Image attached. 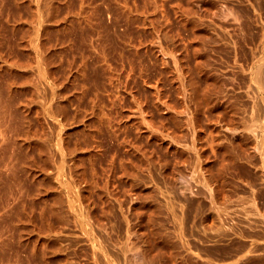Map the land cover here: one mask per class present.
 I'll use <instances>...</instances> for the list:
<instances>
[{
    "label": "rangeland",
    "instance_id": "1",
    "mask_svg": "<svg viewBox=\"0 0 264 264\" xmlns=\"http://www.w3.org/2000/svg\"><path fill=\"white\" fill-rule=\"evenodd\" d=\"M19 1L0 0V47H2L0 51H3L0 53L5 55V58L2 59L3 55L0 54V64L8 60L9 63L15 62L17 64L13 67V70L17 68L19 71L9 69L8 63H4L5 65L0 66V83L2 84L5 79L7 81L4 80V83L9 85L14 81L17 72L23 73L24 67L25 71L26 68L33 69L34 66L33 68L30 67V65L32 66L31 62L39 60L44 62L45 59L47 62L49 61V70L53 71H50V74H53L52 76L56 75L57 79L64 70L61 75L66 74V76H63V78L60 76L59 80L66 79L72 71L77 76H82L84 73L83 78H79V76L77 77L72 73L70 76L72 80H65V82L68 85L74 80L76 86L85 87L86 89L76 88L75 85H72L73 82L70 83L71 85L69 84V87L65 84L64 87L66 88L62 85L57 88L60 90V87H62L63 90H60V92L64 100L58 94L55 101L57 103L65 101L69 106V114H72L71 116L68 114L69 119L67 117L58 122L56 119L37 113L38 107L36 104L32 106L33 110L27 111V107L23 103H25V98L28 95L25 88L29 90V84L25 82V76H21V73L18 75L20 76L19 80L23 79V89L25 91L17 90L18 94L13 93V105L12 108L9 107L8 109L11 112H16L17 115L14 112L8 113V110V112H5L8 115H3V122L6 121L7 123L5 125L7 126L8 137L12 142L16 139V141L20 140L22 143V125L25 124L24 121H27L28 124L25 125L29 126L31 124L30 127L26 126L28 130L34 128L33 130L40 129L41 135L47 133L46 139H44L46 134L41 138H43V143L45 140L44 146L49 148L41 151L37 146H34L37 144H33L34 142L33 145L31 144L32 146L28 147V140H25L26 136L24 135V131L27 129H23L24 148L20 150L22 161H17L16 170L20 174L18 175L17 172V175L14 176L9 174L11 180L13 177L11 181L13 187H10L13 191L10 189L7 190L9 193L4 191L6 196H3V190L0 188V197H7L8 194L10 197L6 198L8 203L13 202V205L10 204L11 206H8L6 210L4 209V211H7L6 215L2 211V215L7 218L3 219L1 215L4 222L0 220L1 225L5 223L3 226L0 225V239L5 235L2 239L4 238L5 242L9 243L6 244L4 239L3 241L1 239L0 241L3 242L1 247H4L3 250L6 249L4 250L5 254L10 253L9 255H11L10 257L5 255L4 260L6 262L3 261V263H7L6 258H8L10 262L12 261V264H264V77L259 78L258 82L255 79L257 77L254 70L258 62L264 61L261 60V56L264 57L262 55L264 54L262 43L264 42V0H204L205 3L203 0H61V2L57 0L58 3L56 0H52L50 5L53 4V8L49 6V0H39L40 2L34 0L33 4L35 5L32 4L33 0H31V3H29V0ZM59 2L64 3L62 7ZM14 3H19L21 6L25 4L26 6H16ZM44 3L48 5V8L44 6ZM83 4L85 6H82ZM28 5H31V8H28ZM58 6L60 9H58ZM36 7L40 8L39 12ZM42 7H46L47 11L45 12ZM49 7L56 8V10H53L55 13H48V11H52V9L49 10ZM69 8L72 11L71 14ZM77 8V11H80L79 13L76 12ZM79 8L83 11L81 12ZM207 8L209 9L207 10ZM57 9L60 10L61 14L57 13ZM16 11L17 19L21 21L16 20L17 23L15 22V24L13 20L16 18L13 19V16L16 15ZM27 11L28 15H26ZM31 12L35 13L32 14ZM29 13L33 16L36 14V17H32ZM19 14L20 16L22 14L21 18ZM46 14L50 15L47 16L49 19L46 18ZM61 15L62 17H60ZM43 17L49 21L47 22L45 19L46 23H44ZM78 18L84 20L82 25L81 20ZM38 21H42L44 25H47L45 28L50 29L47 30L48 33L43 30L46 34H41L42 38L38 37L32 27ZM55 21L58 23H54ZM18 22H21V25ZM71 23L75 28L70 25ZM12 24L14 25L12 26ZM48 25L50 28H48ZM69 28L71 29L69 30ZM33 34L37 38H34ZM30 37L36 40H33L31 45L29 43ZM43 38L47 40L44 41ZM48 41L52 42L50 46L53 44L55 46L48 48ZM19 43L22 45L28 43L29 46L27 44L25 46L28 49L19 46ZM40 43L42 45L47 43L44 49L47 50L48 48V50L44 52ZM39 47H41L42 52L38 50ZM22 48L25 49L22 50ZM29 48L31 52H29ZM53 49L57 53L50 52ZM59 49L61 50L59 51ZM32 52L36 53L35 56L37 57L30 58V53L34 55ZM39 54L41 57H39ZM43 54L49 55L50 58H52L50 55L53 54V61L63 63L54 62L55 64H53V61H50L49 57V59L45 58ZM55 54L57 55L55 56ZM83 57L84 62L81 60ZM18 62H22V64ZM68 62L70 64L72 62L73 66ZM88 62L91 64H88ZM165 62L168 64L166 65ZM180 62H183L184 64H181L186 65L187 68L186 66L181 68ZM18 64L20 67H16L19 66ZM76 64L78 69L74 67ZM89 66L91 67L90 70ZM171 66L175 69L173 70ZM65 67L71 71L69 74ZM54 68H56V71L57 68L61 70L56 72ZM176 68L183 70H181L183 77L188 68L190 69V71H187L189 75L195 72L192 77L196 74L199 76L202 74V77L196 75L195 79L198 78L193 82L191 80H194V78L191 79V75L186 74L185 78L189 76V79H185L179 75L181 74L180 70L175 71ZM171 69L172 72L174 71L173 73ZM79 70L82 71L81 74H79ZM163 70L165 73L169 70L168 74L162 72ZM32 71L30 70V79L37 76L34 71L33 74L36 76L32 78ZM197 71L202 73L199 74ZM58 73H60L59 76H57ZM175 73L178 74L175 75ZM203 75L206 77L205 80H202ZM169 76L170 78L173 77L171 80L173 79L172 81L175 83H171ZM215 77H218L219 80H216ZM16 78V85L21 84L22 80L20 82ZM198 80L200 81L196 83ZM212 80L216 81L213 82ZM180 81H184V83ZM202 81H205V84ZM200 82H202V86ZM82 83H85V86L84 84L81 86ZM176 83L180 84V87ZM191 85L193 87L189 88ZM207 86L209 89H207ZM67 87L69 90L66 91ZM199 87L203 88L200 89ZM204 87L206 93L207 90H209L208 92H215H213V95L210 92L211 96L209 93L206 95ZM87 89L88 93H85ZM185 89L189 90L186 91ZM158 90L163 93L160 94ZM183 90L184 94L186 93L185 95L181 93ZM218 91H221L220 95ZM25 92L26 95H24ZM202 92L206 96L202 95ZM216 92L217 95H215ZM63 93L67 96L66 98ZM75 93H78L77 95L81 101L78 100ZM92 93L96 94H94V97H97V99H94ZM198 93H201V97H199L200 95L197 96ZM73 94L72 99L71 95ZM193 94L197 97H194ZM18 95H22V97ZM153 95L158 97L155 98ZM159 95H163V99L159 100L161 98ZM208 95V98L213 102L210 103L209 99L205 98ZM135 96L138 97L137 100ZM16 98L19 101L22 99L23 102L21 100L22 103H19ZM14 100L20 104L17 106V111L13 110L16 107L14 106L16 105ZM203 101L204 104L205 102L208 105L210 104V107L205 104L206 106L203 105L201 108L200 105L203 104ZM21 104L22 107L20 108ZM74 106H76V109L79 108L81 114L79 112L76 113L77 115L75 114L74 110L76 109H74ZM34 107H36L35 111ZM21 109L24 112L17 113ZM79 110H76V112ZM84 112H91L95 115L92 114L91 117V114ZM29 113H33V115H29ZM196 113L198 114L196 115ZM12 114L16 117L13 116V118ZM84 115L90 117L88 119L83 118ZM230 115L235 120L232 118L231 121L229 119ZM30 116L35 121L34 119L31 120ZM17 117L20 118L21 122L24 119L21 126L16 125L19 126V129H16L14 125L16 124L14 122L19 123L18 119L15 121ZM70 117L73 119L72 121ZM196 117L199 119L196 120ZM43 118L46 119L45 122H48L46 126ZM82 118L86 119V122ZM90 118L91 120H89ZM36 120L39 121V124L36 123ZM28 121H30V124ZM32 121L36 123H33L35 124L33 126ZM41 122L44 124L43 126ZM9 123L13 128L9 126ZM72 123L73 125H71ZM48 124L53 128V132L52 129H47ZM58 124L60 127H64L65 124L64 128L66 129L63 127L58 128L59 126L55 127ZM83 125L84 127L89 125L90 129L87 127H85L86 129L82 128ZM23 127L25 128V126ZM44 127L45 132L41 131ZM61 129L64 134H67L64 135ZM59 132L62 135L58 134ZM70 132L71 134H69ZM88 137L90 139H87ZM76 140H79L80 143ZM20 141H17V144L19 142L20 145ZM58 141L60 143L62 141V146L59 145ZM73 141L76 144H73ZM49 142L54 145H50ZM69 142L72 143L71 146L74 145L75 147L68 145ZM81 142L83 147L86 146V149L89 147L88 152L82 148ZM85 142L87 145H85ZM130 142L135 143L136 146L130 145ZM79 144H81L80 148H77ZM90 145L92 146L90 147ZM57 147H60L61 150L68 148L61 151L65 153H63L65 164L62 165H65L68 171L65 167L62 169V162L59 164L61 152ZM137 147L139 148L137 149ZM91 148L92 150H90ZM23 149L25 150L23 151ZM50 149H57L58 155L54 153L55 150L53 152ZM95 152L97 153L95 154ZM141 152L144 154L142 155ZM49 153L55 155L52 156ZM88 153H92V155L94 153L95 155H91V158ZM30 154H33L32 157ZM44 156L49 159L54 158V161L44 159ZM22 157L24 158L22 159ZM29 157L32 160L35 158L34 165L31 164L33 161L28 159ZM37 157L38 159H36ZM39 157H42L43 162L47 161L43 164ZM78 157H80V161L86 159L79 162ZM65 158L73 165L69 163L68 166L69 161L66 162ZM27 159L31 160L30 163ZM75 160L78 163H75ZM53 162L58 165V169H56V165L52 164ZM39 163H41V166L46 167H44V170L49 166L51 172L48 174L50 170H46L48 172L44 171L40 168ZM30 164L31 167L28 166ZM35 164H39L38 168ZM121 165L125 168H122ZM52 166L56 168L53 169ZM72 166L75 167L72 168ZM76 166L78 169L80 168L77 175H75L78 172ZM126 166L128 169H126ZM20 170L22 172H19ZM56 170L58 172L61 170L59 174H63L62 177L64 178ZM36 171L41 172L36 174ZM81 172L85 176L80 175ZM78 175L81 177H78ZM19 176L21 179L18 178L17 180H20L18 182L15 179ZM45 177L49 179L47 178V180ZM52 178L54 181H52ZM71 179L76 181H71V186L74 189L72 187L67 188ZM60 180L65 182L64 185L62 184L63 181ZM14 181L18 184L13 185L12 182ZM37 181L40 182V185L43 182V186L41 185V187ZM53 184H55V189ZM46 185L52 187L48 189L45 188ZM15 186L16 188H14ZM18 186L21 192L17 189ZM42 188L43 191L41 192ZM81 189L84 192H81ZM46 190H50V192ZM71 191L74 194L78 192L80 195L77 194V196L80 197L72 194ZM53 194H55V198ZM42 196H48V201L46 197ZM49 197L54 199L59 197L58 200L62 197V200L60 199L61 203L60 200L58 202L59 207L56 202L58 200L56 199L54 202V199L52 198V201ZM74 198L76 201H73ZM4 199L0 198V202ZM68 199L74 203H68L70 201ZM49 200L54 203L49 202ZM7 201L1 202V206L4 205L3 207H5L8 204ZM17 202L23 205L21 204V206ZM48 202L59 209L55 211L54 205L52 207L45 205ZM19 205L23 208L22 212L18 210ZM11 207L12 210L16 208L18 212L14 210L16 212L12 211L10 213ZM22 208L20 209L22 210ZM42 208L43 212L41 213ZM77 209L82 210L85 215L82 211L79 215ZM76 210L77 212H75ZM27 211L28 213H26ZM19 212L21 213L19 214ZM14 213L16 217L18 214L21 217L19 215L17 218L14 217ZM29 213L32 214L29 215ZM57 213H61L63 216L60 215L59 218ZM77 214L80 218H77ZM9 215H12L11 217L16 222H12L13 219ZM26 215H29V219L26 218ZM31 215H33L32 218ZM55 216L57 219H55ZM44 217H46L44 219L45 223H43ZM15 218L22 219L17 222L18 220ZM27 219L30 221L25 222ZM79 219L80 221L84 220L81 222L82 224H80ZM22 222L24 223L22 224ZM30 222L31 226L28 224ZM59 222L60 224H58ZM21 224L28 229V233L32 232L31 235H28L32 236L33 234L34 242L32 237L29 236L28 238L27 232L23 231V234L21 233L22 230H25L24 227L22 229ZM5 225L6 227L9 226L7 227L9 230ZM29 227L33 230L30 231ZM2 230H4L3 234ZM36 234L38 236L40 234L39 238ZM48 234L53 235V237ZM44 235L56 242L53 243L52 240H47ZM41 237L47 240V245L42 242L45 240H41Z\"/></svg>",
    "mask_w": 264,
    "mask_h": 264
},
{
    "label": "bare ground",
    "instance_id": "2",
    "mask_svg": "<svg viewBox=\"0 0 264 264\" xmlns=\"http://www.w3.org/2000/svg\"><path fill=\"white\" fill-rule=\"evenodd\" d=\"M20 1H21V0H20ZM20 1H19V2H20ZM29 1H30L29 3H31V0H29ZM37 1H39V0H37ZM47 1H48V0H47ZM50 1H52V0H49V6L52 7L53 4L50 5ZM53 1H54V0H53ZM203 1H204V0H203ZM12 2H14V0H12ZM17 2H18V0H17ZM23 2H24V0H23ZM25 2H26V1H25ZM33 2H35V1L33 0V1H32V4H33ZM39 2H40V1H39ZM39 2H38V3H39ZM56 2L58 3L57 0H56ZM60 2H61V0H60ZM60 2H59V3H60ZM21 3H22V2H21ZM46 3H47V2H46ZM46 3H44V6L47 7L48 5H47ZM52 3H53V2H52ZM204 3H205V1H204ZM204 3H203V4H204ZM15 4H16V3H14V5H15ZM23 4H24V3H23ZM45 4H46V5H45ZM60 4H61V3H60ZM63 4H64V3H63ZM63 4H61V7H62ZM206 4H207V3H206ZM12 5H13V4H12ZM33 5H35V4H33ZM33 5H32V6H33ZM154 5H155V4H154ZM16 6H21V5H19V3H17ZM22 6H23V5H22ZM22 6H21V7H22ZM24 6H26V5L24 4ZM24 6H23V7H24ZM29 6H30V7H29ZM82 6H85V5L83 4ZM34 7H35V6H34ZM34 7H33V8H34ZM37 7H38V6H37ZM37 7H36V8H37ZM46 7H45V8L42 7V8L45 10V12L47 11V10H46ZM50 7H49V10L53 8V7H52V8H50ZM80 7H81V6H80ZM153 7H154V6H153ZM206 7H207V6H206ZM206 7H205V8H206ZM28 8H31V5H28ZM36 8H35V9H36ZM47 8H48V7H47ZM24 9H25V8H24ZM37 9H38V8H37ZM39 9H40V8H39ZM39 9H38V12H39ZM54 9L56 10V8H54ZM54 9H52V11H48V13H50V12H54V11H53ZM58 9H60L59 6H58ZM58 9H57V13H60V12H59L60 10H58ZM79 9L81 10V8H79ZM83 9H84V8H83ZM208 9H209V8H207V10H208ZM20 10H22V9H20ZM27 10H28V9H27ZM69 10H70V8H69ZM77 10H78V8L76 9V12L79 13L80 11H77ZM67 11H68V10H67ZM82 11H83V10H81V12H82ZM41 12H42V11H41ZM43 12H44V11H43ZM71 12H72V11L70 10L69 13L71 14ZM85 12H86V10H85ZM85 12H83V13H85ZM87 12H88V11H87ZM16 13H17V11L15 12V14H16ZM31 13L33 14V13H35V12H31ZM54 13H55V12H54ZM29 14H30V13H29ZM32 14H30V15H31L32 17L35 18V17H36V14H34V16H33ZM37 14H38V13H37ZM60 14H61V13H60ZM70 14H69V15H70ZM76 14H77V13H76ZM86 14H87V13H86ZM26 15H28V11H27V14H26ZM19 16H20V14H19ZM19 16H18V17H19ZM21 16H22V14H21ZM21 16H20V18H21ZM47 16H50V15H47V14H46V18L49 19ZM58 16H59V15H58ZM63 16H64V14H63ZM14 17H15L16 19H14ZM26 17H27V16H26ZM37 17H39V16H37ZM44 17H45V14H44ZM44 17H43V19H44L43 21H45V19H46V18H44ZM52 17H53V16H52ZM60 17H62V15H61ZM86 17H87V16H86ZM86 17H85V18H86ZM88 17H89V15H88ZM29 18H30V17H29ZM39 18H40V17H39ZM63 18H64L65 20L67 19L66 17H63ZM68 18H69V17H68ZM72 18H73V17H72ZM74 18H75V17H74ZM13 19H14L15 21H14ZM13 19H12V20H13V23H15L16 20H17V21L19 20V19H17V14L13 16ZM26 19L28 20V17H27ZM31 19H32V18H31ZM47 19H46V21H47ZM52 19H53V18H52ZM75 19H76V18H75ZM75 19H74V20H75ZM78 19L81 20V18H78ZM78 19H77V20H78ZM87 19L89 20V18H87ZM29 20H30V19H29ZM34 20H35V19H34ZM67 20H68V19H67ZM72 20H73V19H72ZM77 20H76V21H77ZM10 21H11V20H10ZM10 21H9V23H11ZM19 21H21V20H19ZM46 21H45L44 23H46ZM48 21H49V20H48ZM48 21H47V22H48ZM56 21H59V20H56ZM56 21H55L54 23H58V22H56ZM76 21H75V22H76ZM82 21H84V20H81V25H82V23H84V22H82ZM50 22H52V20H50ZM64 22H65V21H64ZM77 22H78V21H77ZM85 22H86V20H85ZM87 22H88V21H87ZM16 23H17V22H16ZM16 23H15V24H16ZM20 23H21V22H20ZM20 23L18 22V24H20ZM33 23H35V22H33ZM33 23H31V24H33ZM52 23H53V22H52ZM52 23H50V24H52ZM59 23H60V22H59ZM68 23H69V22H68ZM25 24H26V23H25ZM61 24H62V23H61ZM63 24H64V23H63ZM65 24H66V23H65ZM72 24H73V23H71L70 25L73 27L74 25H72ZM78 24H79V23H78ZM86 24H87V23H86ZM200 24H201V22H200ZM8 25H9V24H8ZM13 25H14V24H12V26H13ZM20 25H21V24H20ZM20 25H19V27H20ZM54 25H55V24H54ZM58 25H60V24H58ZM81 25H80V26H81ZM203 25H204V23H203ZM23 26H24V25H23ZM25 26H26V25H25ZM61 26H62V25H61ZM64 26H66V25H64ZM67 26H68V25H67ZM71 26H70V27H71ZM83 26H84V25H83ZM15 27H16V26H15ZM17 27H18V25H17ZM28 27H30V25H28ZM32 27H33V29L35 30V33H37L38 37H39L41 34L44 33L43 30H45V31L50 30V29L45 28V27H47V25H44L42 21H38V23L35 24V25L32 26ZM68 27H69V26H68ZM84 27H85V26H84ZM202 27H203V26H202ZM21 28H22V26H21ZM25 28H26V27H25ZM25 28H24V29H25ZM48 28H50L49 25H48ZM53 28H55V27H53ZM56 28H57V27H56ZM56 28H55V29H56ZM59 28H60V26H59ZM74 28H75V26H74ZM77 28H78V27H77ZM205 28H206V27H205ZM205 28H204V29H205ZM55 29H54V30H55ZM70 29H71V28H69V30H70ZM204 29H203V30H204ZM19 30H21V29H19ZM64 30H65V29H64ZM55 31H56V30H55ZM59 31H60V30H59ZM65 31H66V30H65ZM22 32H23V31H22ZM49 32H50V31H49ZM52 32H53V31H52ZM47 33H48V31H47ZM53 33H54V32H53ZM44 34H46V33H44ZM56 34H57V32H56ZM49 35H50V33H49ZM30 36H31V35H30ZM33 36H34V34H33ZM41 36H42V35H41ZM41 36H40V37H41ZM47 36H48V35H47ZM263 36H264V35H263ZM31 37H32V36H31ZM31 37H30V38H31ZM35 37H36V36H34V38H35ZM44 37H46V36H44ZM52 37H53V36H52ZM36 38H37V37H36ZM41 38H42V37H41ZM41 38H40V39H41ZM56 38H57V37H56ZM262 38H263V37H262ZM43 39H44V41L47 40V39H45V38H43ZM49 39H50V37H49ZM57 39H58V38H57ZM33 40H35V39H33V38L30 39V41H29L30 45L33 43ZM35 41H36V40H35ZM35 41H34V42H35ZM40 41H41V40H40ZM23 42H24V41H23ZM27 42H28V41H27ZM38 42H39V41H38ZM48 42H49V44L46 43L48 48H52L53 45L55 46V44H53L52 46H50V44H52L53 40H52V42H50V41H48ZM20 43H22V42L20 41ZM20 43H19V46H23V47H25L26 44H27V46H29L28 43H26L25 45H24V43H23V45L20 44ZM41 43H42V41H41ZM41 43H40V44H41ZM56 43H57V42H56ZM262 43H263V45H264V42H262ZM36 44H38V43L36 42ZM43 44H44V43H43ZM46 44H44V45L41 44V45L43 46V49H44V46H46ZM2 45H3V43H2ZM38 45H39V44H38ZM38 45H37V47H38ZM48 45H49V46H48ZM0 46H1V44H0ZM39 46H40V45H39ZM56 47H57V44H56ZM1 48H2V47H0V49H1ZM20 48H21V47H20ZM25 48H26V47H25ZM25 48H22V50H24ZM30 48H31V47H30ZM30 48H29V52H31V51H30ZM33 48H34V47H33ZM39 48H40V49H38V50L40 51V50H41V47H39ZM48 48H47V50H48ZM53 48H54V47H53ZM58 48H59V47H58ZM263 48H264V47H263ZM263 48H262V49H263ZM26 49H28V47H27ZM45 49H46V48H45ZM45 49L43 50L44 52L47 51V50H45ZM55 49H57V48H55ZM33 50H34V49H33ZM38 50H37V52H38ZM60 50H61V49H59V51H60ZM35 51H36V50H35ZM261 51H262V50H261ZM0 52H3V51H0ZM41 52H42V50H41ZM50 52H54V53H55L56 51H54V49H53V51H50ZM263 52H264V51H263ZM263 52H262V53H263ZM32 53H33V52H32ZM46 53H47V52H46ZM54 53H53V54H54ZM56 53H57V52H56ZM0 54H1V53H0ZM33 54H34V53H33ZM35 54H36V53H35ZM35 54H34V55H31V53H30L31 56L29 55V57H30V58L33 57V56H34V57H37V56H35ZM41 54H42V53H41ZM44 54H45V53H44ZM44 54H43V55H44ZM53 54L50 55V56H52V58H53ZM1 55H3V54H1ZM1 55H0V58H1ZM39 55H40V54H39ZM56 55H57V54H55V56H56ZM258 55H259V54H258ZM260 55H261V54H260ZM262 55H264V54H262ZM4 56H5V55H3V58H2V59L5 58ZM6 57H7V56H6ZM39 57H41V55H40ZM44 57H45V58L47 57V59L50 58L49 55H44ZM48 57H49V58H48ZM52 58H50L49 60H50V61H53ZM54 58H55V57H54ZM256 58H257V57H256ZM258 58H259V57H258ZM261 58H262L261 60H264V59H263L264 57L261 56ZM7 59H8V58H7ZM37 59H38V58H37ZM40 59H41V58H40ZM43 59H44V58H43ZM55 59H56V58H55ZM259 59H260V58H259ZM259 59H258V60H259ZM33 60H34V59H33ZM35 60H36V59H35ZM56 60H57V59H56ZM81 60L84 62V57L81 58ZM255 60H257V59H255ZM8 61H9V60H8ZM8 61H7V62H1L2 64H0V66H3V65H5L6 63H8V65H9L10 67H9V66H7V67H9V69L12 68V70H13V67H14L15 64H17V63H15V62H14V63H13V62H10V63H9ZM42 61H43V60H42ZM45 61H46V60L44 59V62H41L40 60H39V61H36V62H35V61H34V62H31V63L29 62L30 64H32V66L30 65V67L33 68V66H34V68H33V69H31V68H29V67H28V68H29L30 70H33V71H32V74H33L34 71H35L36 73H34V74L37 75V76H36V75L33 74L31 77L33 78L34 76H36V78L30 79V77H29V76L31 75L30 70L26 68V71H25V70H24L25 67H24L23 70H22L23 73H25V74L23 75V73L20 72V73H21V76H25V78H26L25 82L29 84V86H28V87H29V90H28V88H27V89L25 88V90L28 91V92H27L28 95L26 96V98H25L26 101H24L25 103H23V104L27 107V111H28V110H29V111L33 110V107H32V106H33L34 104H36L37 107H38L37 110H36V112L38 111L37 113H41V114H43V116H45V117H50V118H52V119H54V120L56 119V121H58V122H61V120L64 119V118L66 119V118L68 117V119H69V116H68V114L70 113V112H68V111H69V109H68L69 106H67V103H65V101H62L63 103H57V102L55 101V99L58 97V96H57L58 94L61 95V96H62V99H63V95L61 94L60 90L62 91L63 89H61V88L67 85L66 82H65V80H67V81H71V80H72V79H71L72 77L70 78V76H71V74L73 73V71L71 72L70 70H68L69 68L66 69V67H65V69L69 71L68 74H69L70 72H71V74H70V76L66 77V79H64V80H63V79H62V80H59V77H60V76H62L61 78H63V76H66L65 72H64L65 75H61L62 72H63L64 70L61 72V74L58 73L57 76H59V74H60V76H59L58 79H57L56 75H55V76H52L53 74H52V75L50 74V71H52V70H49V69H50V67H49V66H50V65H49V61H48V62H47V61L45 62ZM54 62H55V61H53V64H55L57 61H56L55 63H54ZM83 62H82V63H83ZM201 62H202V61H201ZM254 62H255V61H254ZM254 62H253V64H255ZM4 63H5V64H4ZM18 63H19V64H20V63L22 64V62H18ZM57 63H60V62H57ZM62 63H63V62H62ZM62 63H60V64H62ZM76 63H77V62H76ZM86 63H87V61H86ZM165 63H166V62H165ZM171 63H173V62H171ZM181 63H183V62H180V66L182 65L181 68H184V66H186V65H183L184 63H183V64H181ZM199 63H200V62H199ZM202 63H203V62H202ZM205 63H207V62H205ZM19 64H18V65H19ZM23 64H24V62H23ZM25 64H27V63L25 62ZM33 64H34V65H33ZM50 64H52V63H50ZM66 64H67V63H66ZM66 64H65V66H66ZM68 64H70V62H68ZM68 64H67V65H68ZM71 64H72V66H73V63H72V62H71ZM71 64H70V65H71ZM88 64H91V63L88 62ZM167 64H168V63H166V65H167ZM178 64H179V62H178ZM178 64H177V65H178ZM203 64H204V63H203ZM28 65H29V64H28ZM58 65H59V64H58ZM63 65H64V64H63ZM70 65H69V66H70ZM79 65H80V64H79ZM171 65H172V64H171ZM204 65H205V64H204ZM204 65H203V67H204ZM206 65H207V64H206ZM25 66H26V65H25ZM47 66H48L49 68H48ZM56 66H57V65H56ZM60 66H62V65H60ZM69 66H67V67H69ZM72 66H71V68H72ZM77 66H78L77 64L74 66L75 69L77 68ZM81 66H82V65H81ZM81 66H79V67L81 68ZM174 66H175V63H174ZM180 66H178V67H180ZM195 66H196V65H195ZM199 66H201V65L199 64ZM16 67H20V65H19V66H16ZM52 67H53V66H52ZM54 67H55V65H54ZM58 67H59V66H58ZM74 67H73V68H74ZM171 67H172V66H171ZM176 67H177V66H176ZM207 67H208V66H207ZM252 67H253V65H252ZM35 68H36V70H34ZM84 68H85V66H84ZM84 68H83V69H84ZM90 68H91V67L89 66V70H90ZM93 68H94V67H93ZM168 68H169V66H168ZM172 68H173V70L175 69L174 67H172ZM186 68H187V66H186ZM190 68H191V66H190ZM193 68H194V66H193ZM193 68H192V69H193ZM199 68H200V67H199ZM249 68H250V67H249ZM9 69H8V70H9ZM15 69H16V70H15ZM15 69H14L13 71H18L17 68H15ZM19 69H20V68H19ZM55 69H56V68H54V70H55ZM57 69L59 70V68H57ZM77 69H78V68H77ZM83 69H82V70H83ZM169 69H170V68H169ZM176 69H177V68H176ZM203 69L205 70V68H203ZM203 69H202V71H203ZM245 69H246V68H245ZM4 70H5V69H4ZM8 70H6V71L8 72ZM58 70H57V71H58ZM60 70H61V69H60ZM60 70H59V71H60ZM66 70H65V71H66ZM71 70H73V69H71ZM165 70H166V68H165ZM179 70H180V73H181V74H179V75L182 76V72H181L182 69H179ZM179 70L177 69V70H175V71H179ZM184 70H185V69H184ZM246 70H247V69H246ZM250 70H251V69H250ZM250 70H248V72H250ZM254 70H255V75H256V77H257V78H255V79H256L257 81L259 80V78L264 77V61H263V62H258V63H257V67H256V69H254ZM2 71H3V70H2ZM13 71H12V72H13ZM20 71H21V70H20ZM24 71H25V72H24ZM55 71H56V70H55ZM57 71H56V72H57ZM75 71H76V70H75ZM77 71H78V70H77ZM182 71H183V70H182ZM187 71H190V69H189V68L186 69V74H188ZM195 71H196V67H195ZM205 71H206V70H205ZM208 71H209V70H208ZM212 71H213V70H212ZM10 72H11V71H10ZM18 72H19V71H18ZM18 72H17V73H18ZM52 72H53V71H52ZM56 72H55V73H56ZM66 72H67V71H66ZM79 72H80L79 74L82 73V71H80V70H79ZM83 72H84V71H83ZM162 72L165 73L164 70H163ZM167 72H169V70H167L166 73H167ZM171 72H172V69H171ZM171 72H170V75H171ZM173 72H174V71H173ZM173 72H172V73H173ZM184 72H185V71H184ZM197 72L199 73V71H197ZM210 72H211V70H210ZM8 73H9V72H8ZM13 73H15V72H13ZM17 73H16V77L20 74V73H18V74H17ZM55 73H54V74H55ZM74 73H75V72H74ZM74 73H73V74H74ZM77 73H78V72H77ZM166 73H165V74H166ZM189 73H190V72H189ZM194 73H195V72L190 73V75H191V79L194 78V80H191V79H190V80L193 81V82L196 81V79L198 78V77H197V78L195 79V76H196V75L199 76L198 74H196L195 76L192 77V74H194ZM201 73H202V72H201ZM201 73H199V74H201ZM215 73H217V72L215 71ZM253 73H254V72H253ZM10 74H11V73H10ZM10 74H9V75H10ZM68 74H67V75H68ZM167 74H168V73H167ZM176 74H178V73H175V75H176ZM183 74H185V73H183ZM186 74H185V75H186ZM204 74H205V76H206V72H205ZM11 75H12V74H11ZM74 75H76V74H74ZM185 75H184V77H183V76H182V77L185 78V77H186ZM188 75H189V74H188ZM188 75H187V76H188ZM190 75H189V76H190ZM201 75H202V74H201ZM201 75H200V76H201ZM215 75H217V74H215ZM14 76H15V75H14ZM76 76H77V75H76ZM76 76H75V77H76ZM78 76H79V75H78ZM78 76H77V77H78ZM84 76H85V75H84V73H83V75H82V76L80 75L79 78H83ZM146 76L148 77V75H146ZM171 76H172V75H171ZM189 76H188V77H189ZM200 76H199V77H200ZM203 76H204V75H203ZM205 76L202 78V80H203L204 78H206ZM208 76L210 77L211 75H208ZM10 77H11V76H10ZM16 77H15V78H16ZM19 77H20V76H18V78H16V79L19 80ZM75 77H73V79H75ZM77 77H76V78H77ZM167 77H168V76H167ZM188 77H187V78H188ZM201 77H202V76H201ZM209 77H207V78L209 79ZM211 77H212V76H211ZM213 77H214V76H213ZM213 77H212V78H213ZM3 78H4V77H3ZM3 78H2V79H3ZM11 78H12V77H11ZM15 78H14V81H13L14 83H13V82L10 83V80H9V83H10L9 85H8V83H7V84L4 83L5 81H7V80H5V79H4L5 81L3 80V82H2L3 85L0 83V182L2 183V184L0 183V184H1V185H0V188H2V190H3V196L6 194V193L4 194V191L7 192V190H9L10 187H13V186H11V181L13 180V177H12V180H11V177H9V174H10V175L12 174V176H14V175L16 174V172H17V171H16V170H17V163H18L17 161H18V160H21L20 157L22 156L20 150H21V148H24V147H23V146H24V145H23V144H24V143H23V139H24V138H23V129H27L26 126H28V125H25V124H28V123H26L27 121L25 122L24 119H22V120L24 121L25 124H23V121H22V122L20 121V118H19V117H17V118L15 119V121L18 119V122H19V123L21 122L20 124L17 123V122H14V123H16V124H14L15 126H16V125H20V126H21V124H23V125H22V130H21V139H22V143H21L20 140H17V141H20V143H21V144L19 145V142H18V144H17L16 139H15L14 142H12L11 139H10V137H8L9 135L7 134V129H6L7 126L5 125L6 121H5V123L3 122V119H4L3 115L6 114L5 112H8V111H9V109H8L9 107L12 108L11 106L13 105L12 102H13V96H14V94L17 93V92H16L17 90H18V91H20V90L23 91V90H24V89H23V87H24V86H23V84H24V83H23V79H21L22 82H21V80H19V81L21 82V84H19V83L17 82L19 85H16V80H15ZM64 78H65V77H64ZM79 78H78V80H79ZM143 78H144V76H143ZM149 78H150V77H149ZM158 78H159V77H158ZM158 78H157V79H158ZM169 78H170V76H169ZM169 78H168V79H169ZM171 78H173V77H171ZM171 78H170L169 80H171ZM175 78H176V77H175ZM177 78H178V77H177ZM180 78H181V77H180ZM180 78H179V79H180ZM187 78H185V79H187ZM215 78H216V77H215ZM215 78H214V79H215ZM250 78H251V80H252V76H251ZM2 79H1V80H2ZM7 79H10V78H7ZM159 79H160V78H159ZM162 79H163V78H162ZM181 79H182V78H181ZM181 79H180V80H181ZM185 79H184V80H185ZM188 79H189V78H188ZM208 79H206V80L209 81L210 79H209V80H208ZM217 79H218V77L216 78V80H217ZM12 80H13V79H12ZM12 80H11V81H12ZM18 80H17V81H18ZM150 80H151V79H150ZM150 80H149V81H150ZM172 80H173V79H172ZM172 80H171V83L173 82ZM177 80H178V79H177ZM190 80H189V82H191ZM204 80H205V79H204ZM216 80H214V81H216ZM218 80H219V79H218ZM263 80H264V79H263ZM144 81H145V80H144ZM146 81H147V80H146ZM153 81H154V79H153ZM186 81H187V80H186ZM199 81H200V80H198L196 83H198ZM212 81H213V80H212ZM212 81H210V82H212ZM214 81H213V82H214ZM257 81H256V82H257ZM260 81H261V79H260ZM0 82H1V81H0ZM72 82H73L74 84H73ZM72 82H70V83H72V85H75V82H76V81L74 82V80H73ZM77 82H78V81H77ZM180 82H183V83H184V81H180ZM180 82H178V83H180ZM202 82L205 84V81H202ZM202 82H200V84H201ZM258 82H259V81H258ZM70 83H69V84H70ZM79 83L81 84V82H79ZM79 83H78V84H79ZM127 83H128V82H127ZM173 83H175V82H173ZM178 83H176V84H177V86L180 87V84H178ZM215 83H217V82H215ZM218 83H219V81H218ZM65 84H66V85H65ZM69 84L67 85L68 87H69ZM83 84H84V86H85V83H82L81 86H83ZM185 84H186V83H185ZM185 84H184V85H185ZM188 84H189V83H188ZM188 84H187V85H188ZM191 84H193V83H191ZM200 84H199V86H200ZM4 85H5V86L7 85V87H5ZM61 85H62V87H60V90L57 89V88H59V86H61ZM70 85H71V84H70ZM76 85H77V84H76ZM76 85H75V86H76ZM184 85H183V88L185 87ZM187 85H186V86H187ZM195 85H196V84H195ZM219 85H220V84H219ZM222 85H223V84H222ZM25 86H27V85H25ZM57 86H58V87H57ZM75 86H74V87H75ZM127 86H128V85H127ZM127 86H126V87H127ZM173 86H174V85H173ZM197 86H198V85H197ZM197 86H196V87H197ZM201 86H202V84H201ZM203 86H205V85H203ZM210 86H211V85H210ZM210 86H209V87H210ZM68 87H67L66 91L69 90ZM74 87H72V88H74ZM77 87H79V86H76V88H77ZM86 87H87V86H86ZM126 87H125V88H126ZM175 87H176V86H175ZM181 87H182V86H181ZM190 87H193V86L191 85V86H189V88H190ZM211 87H212V86H211ZM64 88H66V87H64ZM79 88L81 89V88H83V87H79ZM84 88H85V87H84ZM84 88H83V90H84ZM152 88H153V87H152ZM183 88H180V89L182 90ZM187 88H188V86H187ZM194 88H195V87H194ZM199 88H200V87H199ZM199 88H198V89H199ZM201 88H203V87H201ZM201 88H200V89H201ZM212 88H213V90H215L214 87H212ZM212 88H211V89H212ZM74 89H75V88H74ZM85 89H86V88H85ZM128 89H129V86H128ZM158 89H160V88L158 87ZM207 89H209L208 86H207ZM25 90H24V91H25ZM64 90H65V89H64ZM77 90H78V89H77ZM185 90H186V89H185ZM187 90H189V89H187ZM187 90H186V91H187ZM190 90H191V89H190ZM224 90H225V89H224ZM70 91H71V90H70ZM155 91H156V90H155ZM155 91H153V92H155ZM158 91H159V90H158ZM186 91H185V92H186ZM204 91H205V93H206L205 87H204ZM204 91H203V92H204ZM208 91H209V90H207V93L210 94L211 91H210V92H208ZM215 91H216V90H215ZM215 91H213V92H215ZM14 92H16V93H14ZM78 92H79V91H78ZM80 92H81V94H82V91H81V90H80ZM129 92H130V91H129ZM178 92H179V89H178ZM180 92H181V91H180ZM191 92H192V90H191ZM203 92H202V93H203ZM213 92H211L212 95H213ZM219 92H220V93H219ZM13 93H14V94H13ZM64 93L66 94V92H64ZM64 93H63V94H64ZM71 93H72V92H71ZM85 93H88V89H87V91H86ZM156 93H157V91H156ZM159 93H160V91H159ZM159 93H158V94H159ZM162 93H163V92H162ZM162 93H160V94H162ZM181 93L184 94V90H183V92H181ZM192 93H193V92H192ZM207 93H206V95H207ZM17 94H18V93H17ZM29 94H30V95H29ZM65 94H64V95H65ZM69 94H70V93H69ZM75 94H76L75 96L78 97V95H77L78 93H75ZM83 94H84V93H83ZM92 94H93V93H92ZM94 94H95V93H94ZM94 94H93V97H94ZM133 94H134V92H133ZM153 94H154V93H153ZM158 94H157V95H158ZM179 94H180V93H179ZM185 94H186V93H185ZM185 94H184V95H185ZM211 94H210V96H211ZM218 94L220 95V94H221V91H218ZM24 95H26V92H25ZM66 95L68 96V94H66ZM66 95H65V98L67 97ZM95 95H96V94H95ZM97 95H98V93H97ZM163 95H164V94H163ZM163 95H162V96H163ZM191 95H192V94H191ZM199 95H200V96H199ZM202 95H205V94L203 93ZM206 95H205V96H206ZM215 95H217V92H216ZM18 96H20V95H18ZM73 96H74V94L71 95L72 99H73ZM81 96H82V95H81ZM153 96H154L155 98L158 97V96L156 97V95H153ZM162 96L159 95V97H161V98H159V100H160V99H163ZM193 96H194V94H193ZM193 96H192V97H193ZM197 96L201 97V93H200V94L198 93ZM197 96H194V97H197ZM20 97H22V95H21ZM24 97H25V96H24ZM59 97H60V96H59ZM135 97H136V96H135ZM194 97H193V99H194ZM202 97H203V96H202ZM208 97H209V95H208L207 97H205V98H208ZM14 98H15V97H14ZM95 98L97 99V97H94V99H95ZM137 98H138V97H136V100H137ZM141 98H142V97H141ZM16 99H17V98H16ZM75 99H76V98H75ZM79 99H80V98L78 97V100H79ZM139 99H140V98H139ZM139 99H138V100H139ZM195 99H196V98H195ZM200 99H201V98H200ZM208 99H209V98H208ZM208 99H207V100H208ZM17 100H18V99H17ZM21 100H22V99H20V101L18 100L19 103H22V102H23V100H22V102H21ZM63 100H64V99H63ZM78 100H77V101H78ZM144 100H145V99H144ZM203 100H204V97H203ZM207 100H205V101H207ZM210 100H211V99H209V102H210V103L213 102L212 100H211V101H210ZM59 101H60V100H59ZM75 101H76V100H75ZM79 101H81V100H79ZM94 101H95V100H94ZM96 101H97V100H96ZM96 101H95V102H96ZM198 101H199V100H198ZM14 102H15V104H16V105H14V106L17 107L19 103H16L15 100H14ZM95 102H94V103H95ZM140 102H141V100H140ZM162 102H163V101H162ZM207 102H208V101H207ZM68 103L70 104V102H68ZM94 103H93V104H94ZM71 104H72V102H71ZM79 104H80V103H79ZM95 104H97V103H95ZM197 104H198V103H197ZM199 104H202V103H199ZM205 104H207V103L205 102ZM205 104H204V101H203V104L200 105V107L203 106V105H205ZM214 104H215V103H214ZM19 105H20V104H19ZM24 105H23V106H24ZM36 105H35V106H36ZM73 105H74V104H73ZM73 105H72V106H73ZM207 105H208V104H207ZM209 105H210V104H209ZM209 105H208V106H209ZM78 106H79V105H78ZM93 106H95V105H93ZM159 106H160V105H159ZM205 106H206V105H205ZM16 107H14L13 110L17 111V110H18V107H17V109H15ZM19 107L21 108V107H22V104H21V106H19ZM75 107H76V106H74V109H76ZM140 107H141V106H140ZM209 107H210V106H209ZM70 108L73 109L72 107H70ZM77 108H78V107H77ZM79 108H80V106H79ZM79 108L76 109V110H79ZM201 108H202V107H201ZM35 109H36V107H34V111H35ZM71 109H70V111H72ZM93 109H95V108H93ZM7 110H8V111H7ZM25 110H26V109H25ZM76 110H74V111H75V114L78 113V112H79V114H81V113H80V110L77 111V112H76ZM201 110H202V109H201ZM27 111L25 112L26 114H27ZM29 111H28V112H29ZM81 111H82V110H81ZM92 111H94V110H92ZM13 112H14V111L11 112V110H10L8 113H13ZM19 112H20V114H21V112L23 113L24 111L21 109V111L19 110L17 113H19ZM227 112L229 113L230 111H227ZM227 112H226V113H227ZM8 113H7L6 115H8ZM25 113H24V114H25ZM37 113H36V114H37ZM72 113H73V111H72ZM84 113H86V112H84ZM88 113H89V112H88ZM88 113H86V114H88ZM226 113H225V115H226ZM14 114L17 115L16 112H14ZM26 114H25V115H26ZM30 114L33 115V113H29V115H30ZM73 114H74V113H73ZM82 114H83V112H82ZM90 114H91V112L89 113V115H90ZM92 114H94V113H92ZM92 114H91V117H92ZM197 114H198V113H196V115H197ZM15 115L12 114V117L15 116ZM25 115H23V116H24V117L28 116V115H26V116H25ZM69 115L71 116L72 114H69ZM76 115H77V114H76ZM89 115H88V117H87V116L85 117V115H84L83 118H87V119H88V118L90 117ZM94 115H95V114H94ZM199 115H201V114H199ZM227 115H228V114H227ZM23 116H22V117H23ZM35 116H37V115H35ZM40 116H42V115H40ZM78 116L82 117L81 115H78ZM78 116H77V117H78ZM230 116H231V115H230ZM230 116H229V119L231 120L233 117H232V116L230 117ZM10 117H11V114H10ZM15 117H16V116H15ZM24 117H23V118H24ZM28 117H29V116H28ZM38 117H39V116H38ZM77 117H76V118H77ZM80 117H78V118H80ZM198 117H199V116H198ZM198 117H196L195 119L198 120V119H199ZM13 118H14V117H13ZM13 118H12V120H14ZM30 118H31V116H30ZM72 118H73V117H72ZM74 118H75V116H74ZM78 118H77V119H78ZM83 118H82V120H84ZM200 118H201V116H200ZM225 118H226V117H225ZM32 119H34V118L32 117L31 120H32ZM41 119H42V118H41ZM68 119H67V120H68ZM70 119H71V117H70ZM226 119H227V118H226ZM229 119H228V120H229ZM27 120H30V119H27ZM45 120H46V119H45ZM45 120H44V118H43V122L45 123V126H46V123H48V122H45ZM72 120H73V119H71V121H72ZM85 120H86V119H85ZM85 120H84V121H85ZM89 120H91V118H90ZM175 120H176V119H175ZM233 120H235V119L233 118ZM34 121H35V119H34ZM34 121H32V126L35 125L36 123L39 124L40 119H39V121L36 120V121H37L36 123H35ZM49 121H52V120H49ZM75 121L77 122V120H75ZM75 121H74V122H75ZM78 121H79V120H78ZM80 121H81V120H80ZM231 121H232V120H231ZM8 122H10V121L8 120ZM28 122H29V124H30V121H28ZM74 122H73V123H74ZM81 122H82V121H81ZM85 122H86V121H85ZM88 122H89V121H88ZM199 122H200V121H199ZM229 122H230V121H229ZM233 122H235V121H233ZM33 123H35V124H33ZM52 123H53V122H52ZM52 123H49V124H52ZM54 123H56V122L54 121ZM54 123H53V124H54ZM67 123H68V122H67ZM69 123H70V121H69ZM69 123H68V124H69ZM73 123H72L71 125H73ZM79 123H80V122H79ZM6 124H7V123H6ZM9 124H10V123H9ZM41 124H42V126L44 125L42 122H41ZM49 124H48L47 126H49ZM53 124H52V125H53ZM59 124H60V123H59ZM59 124L56 125V126L54 125V126L57 127V126H59ZM74 124H75V123H74ZM77 124H78V122H77ZM77 124H76V125H77ZM30 125H31V124H30ZM30 125H29L28 127H30ZM9 126H11V124H10ZM15 126H14V127H15ZM23 126H25V128H24ZM40 126H41V125H40ZM66 126H67V125H66ZM77 126H78V125H77ZM77 126H76V127H77ZM88 126H89V125H88ZM88 126L85 125V127L89 128ZM11 127H12V126H11ZM18 127H19V126H16V129H19ZM38 127H39V125H38ZM49 127H50V126H49ZM49 127H47V129H48V130H49V129H52V132H53V128H52V127L49 128ZM55 127H54V131H55ZM61 127H63V126H61ZM61 127L59 126L58 128H61ZM64 127H65V124H64ZM64 127H63V128H64ZM85 127H84V125H83L82 128L86 129ZM12 128H13V127H12ZM20 128H21V127H20ZM36 128H37V126H36ZM40 128H42V127H40ZM16 129H15V130H16ZM33 129H34V128H33ZM33 129L30 128L29 130L27 129V130L24 131V135L26 136L25 140H26V139L28 140V144H29L28 147H29V146H32V145L35 144V143H37V144L34 145V146H37L41 151H42V150L44 151V150H46V149L48 150L49 147L47 148L46 146H44V145H45V140H44V143H43V142H42V141H43V138H41V137H44L43 135H45V134H46V135H45V138H44V139L47 138V137H46V136H47V133H46L45 130H44L45 127L41 130V131H44V132H45V133L43 132V133H44L43 135H41L42 133H40V129H35V130H33ZM56 129H57V128H56ZM64 129H66V128H64ZM68 129H69V127H68ZM89 129H90V128H89ZM70 130H71V129H70ZM72 130H73V129H72ZM16 131H17V130H16ZM46 131H47V130H46ZM61 131H63V130L61 129ZM61 131H60V132H61ZM88 131H89V130H88ZM8 132H9V130H8ZM18 132H20V131H18ZM47 132H48V131H47ZM52 132H50V134H52ZM56 132H57V130H56ZM60 132H59L58 134H61ZM66 132H67V131H66ZM66 132H65V133H66ZM71 132L73 133L74 131H71ZM71 132H70L69 134H71ZM86 132H87V131H86ZM17 134H18V133H17ZM53 134H54V133H53ZM58 134H57V135H58ZM63 134H64V131H63ZM66 134H67V133H66ZM66 134H64V135H66ZM10 135H11V133H10ZM48 135H49V134H48ZM61 135H62V134H61ZM19 136H20V135H19ZM25 136H24V137H25ZM55 136H56V135H55ZM58 136H59V135H58ZM69 136H70V135H69ZM71 136H72V135H71ZM71 136H70V137H71ZM49 137H50V136H49ZM62 137H63V136H62ZM89 137H90V136H89ZM89 137H88L87 139H90ZM11 138H12V136H11ZM50 138H52V137H50ZM67 138H69V137L67 136ZM199 138H202V137H199ZM17 139H18V138H17ZM19 139H20V138H19ZM34 139H36V140H34ZM41 139H42V140H41ZM55 139H56V138H55ZM58 139H59V137H58ZM64 139H66V138H64ZM72 139H74V138L72 137ZM72 139H71V140H72ZM85 139H86V138H85ZM12 140H14V138H12ZM49 141H50V140H49ZM52 141H53V139H52ZM52 141H50V142H52ZM65 141L67 142L68 139L65 140ZM69 141H70V140H69ZM74 141H75V140H74ZM74 141H73L72 143H73V144H76V143H74ZM76 141H78V142L80 143L79 140H76ZM84 141H85V140H84ZM87 141H88V140H87ZM87 141H86V142H87ZM33 142H34V143H33ZM47 142H48V141H47ZM47 142H46V143H47ZM50 142H49V143H50ZM54 142H55V141H54ZM63 142H64V141H63ZM66 142H65V143H66ZM70 142H71V141H70ZM70 142H69V143H70ZM86 142H85V143H86ZM88 142H89V141H88ZM32 143H33V144H32ZM58 143H60V142L58 141ZM61 143H62V141H61ZM61 143H60L59 145L62 146L63 143H62V144H61ZM69 143H68V145L71 146L72 143H70V144H69ZM81 143H82V142H81ZM133 143H134V142H133ZM31 144H32V145H31ZM52 144H53V143H50V145H52ZM55 144H56V143H55ZM66 144H67V143H66ZM129 144L131 145L132 143L130 142ZM240 144H241V143H240ZM25 145L27 146V144H25ZM46 145H48V144H46ZM53 145H54V144H53ZM59 145H58V146H59ZM80 145H81V144H79L77 148H80V147H79ZM85 145H87V143H86ZM134 145H135V143L132 144V146H134ZM55 146H56V145H55ZM72 146L75 147L74 145H72ZM72 146H71V147H72ZM91 146H92V145H90V147H91ZM135 146H136V145H135ZM45 147H46V148H45ZM242 147H243V145H242ZM30 148H31V147H30ZM35 148H36V147H35ZM53 148H54V147H53ZM57 148L59 149L60 147H57ZM66 148H67V147H66ZM77 148H76V149H77ZM82 148H84L85 151L87 150V152H88V148H89V147H87V149H86V146L83 147V143H82ZM134 148H136V147H134ZM134 148H133V149H134ZM138 148H139V147H137V149H138ZM64 149H65V147H64ZM67 149H68V148H67ZM67 149H65V150H67ZM24 150H25V149H23V151H24ZM27 150H29V149H27ZM33 150H34V149H33ZM53 150H55V149H53ZM53 150L50 149V151H53ZM56 150H57V149H56ZM56 150H55V151H56ZM59 150H60V152H61V151H65V150H63V149H62V150L59 149ZM72 150H73V149H72ZM77 150H80V149H77ZM90 150H92V148H91ZM94 150H95V148H94ZM94 150H93V151H94ZM74 151H75V149H74ZM53 152H54V151H53ZM66 152H67V151H66ZM78 152H81V151H78ZM87 152H86V153H87ZM89 152H90V151H89ZM91 152H92V151H91ZM54 153L57 154V151L54 152ZM54 153H53V155H55ZM63 153H64V152H63ZM63 153L61 152V155H62V156L60 155V157H61V158L59 159L60 161L58 160V161H59V164H60V162H62V163H61L62 169H63V167H65V165H64V166L62 165V164H65V162H64V157H65V156L63 155ZM75 153H76V152H75ZM75 153H74V154H75ZM81 153H82V152H81ZM81 153H79V154L81 155ZM83 153H84V152H83ZM96 153H97V152H95V154H96ZM141 153H142V152H141ZM141 153H140V154H141ZM64 154H65V153H64ZM89 154H90V153H88V156H89ZM95 154L93 153V155H95ZM143 154H144V153H142V155H143ZM23 155L25 156V154H23ZM26 155H28V154H26ZM30 155H31V157H32L33 154H30ZM47 155H48V154H47ZM49 155H52V153H49ZM53 155H52V156H53ZM57 155H58V154H57ZM80 155H78V156H80ZM91 155H92V153L90 154V156H91ZM93 155H92V156H93ZM142 155H141V156H142ZM76 156H77V155H76ZM83 156H84V155H83ZM83 156H82V158H83ZM85 156H86V155H85ZM90 156H89V157H90ZM92 156H91V158H92ZM27 157H28V156H27ZM27 157H26V158H27ZM66 157H67V156H66ZM74 157H75V155H74ZM143 157H144V156H143ZM23 158H24V157H22V159H23ZM26 158H25V159H26ZM39 158H40V157H39ZM41 158H42V157H41ZM41 158H40V161L43 162V160H41ZM45 158L49 159L48 157L44 156V159H45ZM50 158H52V157H50ZM56 158H57V156H56ZM68 158H69V156H68ZM79 158H80V157H78V159H79ZM28 159H31V158L29 157ZM28 159H27V160H28ZM36 159H38V157H37ZM53 159H54V158H53ZM53 159H49V160H53ZM57 159H58V158H57ZM65 159H66V158H65ZM74 159H75V158H74ZM85 159H86V158H84V159H82V160H85ZM89 159H90V158H89ZM31 160H32V159H31ZM31 160H30V161H31ZM34 160H35V158H34ZM34 160H32L33 163L31 162V164H33V165H34V163H35ZM49 160H48V161H49ZM70 160H72V159H70ZM76 160H77V159H76ZM76 160H75V163L77 162ZM82 160H81V161H82ZM92 160H93V159H92ZM21 161H22V160H21ZM24 161H25V160H24ZM30 161L28 160L29 163H30ZM35 161H36V160H35ZM44 161H45V160H44ZM46 161H47V160H46ZM46 161H45V162H46ZM53 161H54V160H53ZM68 161H69V160H68ZM68 161H67V159H66V162H68ZM81 161H80V159H79V162H81ZM28 162H26V163H28ZM37 162H38V161H37ZM45 162H43V164H44ZM55 162H56V161H55ZM55 162H53L52 164H54ZM71 162H72V161H71ZM48 163H50V162H48ZM48 163H47V164H48ZM56 163H58V162H56ZM69 163H70V161L68 162V166H69ZM72 163H73V162H72ZM77 163H78V162H77ZM31 164L28 165V166L31 167ZM39 164H40V166H41V163H39ZM39 164H38V165L35 164V165L37 166L36 168H38ZM43 164H42V165H43ZM70 164H71V163H70ZM111 164H112V163H111ZM49 165H50V164H49ZM54 165H56V164H54ZM71 165H73V164H71ZM68 166H67V167H68ZM81 166H82V165H81ZM110 166H111V165H110ZM33 167H34V166H33ZM33 167H32V168H33ZM44 167H45V166H44ZM44 167L41 166L40 168H42V169L44 170V169L46 168V167H45V168H44ZM48 167H49V166H47V169H46V170H48V169L50 170V168H48ZM52 167H53V166H52ZM56 167H57V168H56ZM56 167H55V168L58 169V165H56ZM74 167H75V166H74ZM74 167L72 166V168H74ZM76 167H77V166H76ZM79 167H80V166H79ZM121 167L123 168L124 166L121 165ZM26 168H27V167H26ZM55 168L53 167V169H55ZM65 168H66V167H65ZM70 168H71V167H70ZM82 168H83V167H82ZM84 168H85V167H84ZM124 168H125V167H124ZM24 169H25V168H24ZM28 169H29V168H28ZM60 169H61V168H60ZM66 169H67V171H68V168H66ZM76 169H78V167H77ZM76 169H74V171H76ZM126 169H128L127 166H126ZM126 169H125V170H126ZM21 170H22V169H21ZM21 170H20L19 172H22V171H23V170H22V171H21ZM46 170H44V171H46ZM69 170H71V169H69ZM79 170H80V168L78 169V172L76 171L77 173H76L75 175L79 174ZM41 171H42V170H41ZM41 171H40V172H41ZM52 171H53V170H52ZM60 171H61V170H60ZM60 171H59V172H60ZM74 171H73V172H74ZM82 171H83V170H82ZM85 171H86V169H85ZM30 172H31V171H30ZM33 172H35V171H33ZM38 172H39V171H38ZM38 172L36 171V174H37ZM40 172H39V173H40ZM42 172H43V171H42ZM46 172H48V171H46ZM50 172H51V170L48 172V174H49ZM54 172H55V170H54ZM56 172H58V171L56 170ZM59 172H58V174H59ZM62 172H63V171H62ZM62 172H61V173H62ZM17 173H18V172H17ZM28 173H29V172H28ZM68 173H70V172H68ZM81 173H82V172H81ZM81 173H80V175H83V173H85V172L83 171V173H82V174H81ZM19 174H20V173H18V175H19ZM43 174H45V173H43ZM46 174H47V173H46ZM53 174H54V173H53ZM53 174H52V175H53ZM56 174H57V173H56ZM71 174H72V173H71ZM16 175H17V174H16ZM59 175H60V174H59ZM62 175H63V174H61L60 176L62 177ZM44 176H46V175H44ZM83 176H85V175H83ZM15 177H16V176H15ZM31 177H33V176H31ZM42 177H43V176H42ZM50 177H52V176H50ZM75 177H76V176H75ZM78 177H81V176L78 175ZM18 178L21 179L20 176H19V177H17L15 180L18 181V180H17ZM35 178H36V177H35ZM37 178H38V177H37ZM47 178H48V177H47ZM47 178L45 177V179H47ZM56 178H57V177H56ZM58 178H59V177H58ZM62 178H64V177H62ZM38 179H39V178H38ZM38 179H37V180H38ZM48 179H49V178H48ZM48 179H47V180H48ZM75 179H76V178H75ZM43 180H44V177H43ZM80 180H81V179H80ZM19 181H20V180H19ZM19 181H18V182H19ZM33 181H34V180H33ZM44 181H45V180H44ZM52 181H54L53 178H52ZM52 181H50V182H52ZM60 181H63V180H60ZM71 181H73V180L71 179V180H70V183H71ZM78 181H79V180H78ZM73 182H76V181L74 180ZM12 183H13V185L16 184L15 181L12 182ZM22 183H23V182H22ZM37 183H39V185H40V182L37 181ZM42 183H43V182H41V185H42ZM53 183H54V182H53ZM63 183H65V182L63 181L62 184H63ZM70 183L68 182V185H69V187L67 186L68 189H70L71 187L73 188V186H71L72 183H71V184H70ZM77 183H78V182H77ZM17 184H18V183H17ZM17 184H16V185H17ZM19 184H21V183H19ZM44 184H45V182H44ZM74 184H75V183H74ZM41 185H40V186H41ZM47 185H48V184H47ZM47 185L45 186V188L47 187ZM49 185H50V184H49ZM54 185H55V184H53V186H54ZM63 185H64V184H63ZM65 185H66V184H65ZM36 186H38V185L36 184ZM42 186H43V185H42ZM42 186H41V187H42ZM49 187H52V186H49ZM49 187H47V188L49 189ZM14 188H16V186H15ZM35 188H36V187H35ZM38 188L40 189V187H38ZM43 188H44V187H43ZM43 188H42L41 192L43 191ZM45 188H44V189H45ZM17 189L20 190L19 186H18ZM17 189H16V190H17ZM54 189H55V186H54ZM73 189H74V188H73ZM84 189H85V188H84ZM0 190H1V189H0ZM10 190H12V188H11ZM22 190H23V188H22ZM52 190H53V188H52ZM81 190H82L81 192H84L83 189H81ZM12 191H13V190H12ZM39 191H40V190H39ZM46 191H47V192H50V190H49V191L46 190ZM68 191H69V190H68ZM79 191H80V189H79ZM14 192H16V191L14 190ZM20 192H21V190H20ZM20 192H18V193H20ZM41 192H40V193H41ZM53 192H54V191H53ZM53 192H52V193H53ZM55 192H56V191H55ZM76 192H77V191H76ZM81 192H80V193H81ZM0 193H1V192H0ZM7 193H9V192H7ZM10 193H11V191H10ZM56 193H57V192H56ZM56 193H55V194H56ZM69 193H70V191H69ZM71 193L74 194V192H72V191H71ZM13 194H14V193H13ZM15 194H16V193H15ZM20 194H21V193H20ZM49 194H50V193H49ZM55 194H53V197H54V198H55ZM58 194H59V193H58ZM77 194H79V193L77 192V193H75L74 195L77 196ZM10 195H11V194H10ZM35 195H36V194H35ZM45 195H47V194H45ZM69 195H70V194H69ZM79 195H80V194H79ZM79 195H78L77 197H80ZM0 196H1V195H0ZM5 196H6V195H5ZM11 196H12V195H11ZM40 196H41V195H40ZM49 196H50V195H49ZM57 196H58V195H57ZM7 197L10 198L8 194H7ZM7 197H0V198H2V199L5 198L4 200L7 201V199H6ZM14 197H16V196H14ZM14 197H12V198H14ZM17 197H18V194H17ZM42 197H46V200H47V197H48V196H42ZM42 197H41V198H42ZM53 197H52V198H53ZM73 197H75V196H73ZM77 197H75V198H77ZM41 198H40V199H41ZM52 198L49 197L50 200H52ZM54 198H53V199H54ZM58 198H59V197H58ZM58 198H56V199L58 200ZM61 198H62V197H61ZM61 198H60V199H61ZM75 198L73 199V201L75 200ZM14 199H15V198H14ZM17 199H19V198H17ZM42 199H44V198H42ZM56 199H54V202H55ZM60 199H59V200H60ZM4 200H3V201H4ZM9 200H10V199H9ZM46 200H45V202H46ZM50 200H49V202H52V201H53V200H52V201H50ZM59 200L56 201L57 204H58ZM61 200H62V199H61ZM61 200H60V203H61ZM68 200H70V199H68ZM3 201H1V202H3ZM11 201H12V200H11ZM15 201H16V200H15ZM38 201H39V200H38ZM47 201H48V200H47ZM75 201H76V200H75ZM1 202H0V220H2V222H4V220H3V219L5 218L4 216L7 214V213H6L7 211H4V209L6 210V208H7L8 206L13 205V204H12L13 202L10 203V204H11V205H10V204L8 203V201H7L6 203H8L9 205L6 204L5 207H3L4 205L1 206V204H2ZM9 202H10V201H9ZM19 202H20V200H19ZM49 202H48V204H45V205H48V206L52 207V206L54 205V204H52V203H54V202H52V203H49ZM17 203H18V202H17ZM68 203H74V202H72V200H70ZM75 203H76V202H75ZM18 204H20V203H18ZM21 204H22V203H21ZM21 204H20V205H21ZM49 204H50V205H49ZM55 204H56V203H55ZM57 204H56V205H57ZM20 205H19V206H20ZM22 205H23V204H22ZM22 205H21V206H22ZM69 205H72V204H69ZM21 206H20V208H22ZM43 206H44V205H43ZM74 206H76V204H74ZM16 207H17V206H16ZM44 207H45V206H44ZM58 207H59V204H58ZM80 207H81V205H80ZM85 207H86V206H85ZM20 208H18V210H20V211L22 212V211H23V208H22V210H21ZM45 208H46V207H45ZM53 208H56L55 205H54ZM69 208H70V207H69ZM69 208H68V209H69ZM71 208H72V207H71ZM75 208H76V207H75ZM77 208H78V206H77ZM48 209H49V208H48ZM50 209H52V208H50ZM58 209H59V208H58ZM58 209L56 208L55 211H57ZM7 210H8V209H7ZM10 210H11V211H10V213H11L12 211L16 210V208H15V209L13 208V210H12V207H11ZM24 210H25V209H24ZM73 210H75V209H73ZM77 210H78V209H77ZM77 210H76L75 212H77ZM2 211L5 212V213H4L5 215H2V213H3ZM16 211H17V210H16ZM16 211H14V212H16ZM32 211H33V210H32ZM71 211H72V210H71ZM81 211H82V210H81ZM81 211L78 210V212H79L78 214H79V215L81 214ZM8 212H9V210H8ZM17 212H18V211H17ZM21 212H19V214H20ZM24 212H25V211H24ZM24 212H23V213H24ZM42 212H43V208H42L41 213H42ZM44 212H46V211H44ZM60 212H61V211H60ZM75 212H73V213H75ZM10 213H9V214H10ZM26 213H28V211H27ZM41 213H40V214H41ZM52 213H53V210H52ZM55 213H56V212H55ZM55 213H54V215H56ZM70 213H71V212H70ZM73 213H72V214H73ZM82 213H83V211H82ZM19 214H18V215H19ZM30 214H32V213H29V215H30ZM43 214H44V213H43ZM45 214H46V213H45ZM57 214H59V213H57ZM78 214H77V218H80V217L78 216ZM1 215H2L3 217H2ZM12 215H13V213H12ZM12 215H11V216H12ZM18 215H17V217H19V216L21 217V215H19V216H18ZM29 215H26V218L29 219ZM60 215H61V213H60L59 215H57V217H59ZM74 215L76 216V214H74ZM74 215H73V216H74ZM83 215H85V213H83ZM83 215H82V216H83ZM7 216H8V215H7ZM9 216H10V215H9ZM11 216H10V218L13 219V217H11ZM27 216H28V217H27ZM32 216H33V215H31V218H32ZM41 216H42V215H41ZM44 216H46V215H44ZM62 216H63V215H61V217H62ZM1 217H2L3 219H1ZM14 217H16L15 213H14ZM17 217H16V218H17ZM57 217L55 216V219H57ZM6 218H7V217H6ZM6 218H5V219H6ZM16 218H15V219H16ZM22 218H23V217H22ZM22 218H21V219H22ZM31 218H30V219H31ZM41 218H42V217H41ZM59 218H60V217H59ZM59 218H58V219H59ZM74 218H75V217H74ZM11 219L9 220L10 222H11ZM21 219L19 218V220H21ZM28 219L25 220V222H26V221H27V222L30 221V220H28ZM44 219H46V217H44L43 220H44ZM82 219H84V218H82ZM82 219H81V220H82ZM7 220H8V219H7ZM16 220H18V219H16ZM19 220H18L17 222H19ZM43 220H42V221H43ZM74 220H75V221H78V220H76V219H74ZM84 220H85V219H84ZM84 220H83V221H84ZM9 221H6V222L10 223ZM13 221L16 222L14 219L12 220V222H13ZM22 221H23V220H22ZM60 221L63 223L62 220H60ZM79 221H80V219H79ZM83 221H80V224H82L81 222H83ZM31 222H32V221H31ZM31 222L28 223V224H30L29 226H31ZM0 223H1V222H0ZM20 223H21V222H20ZM23 223H24V222H22V224H23ZM43 223H45V220H44ZM56 223H57V222H56ZM84 223H85V222H84ZM4 224H5V223H3V225H4ZM10 224H12V223H10ZM10 224H8V225H10ZM13 224H14V223H13ZM16 224H17V223H16ZM22 224H21V226H22ZM28 224H27V225H28ZM58 224H60V222H59ZM78 224H79V222H78ZM0 225H1V224H0ZM3 225H1V226H3ZM17 225H18V224H17ZM17 225H16V226H17ZM83 225H84V224H83ZM83 225H82V226H83ZM13 226H14V225H13ZM18 226H19V225H18ZM21 226H20V227H21ZM80 226H81V225H80ZM5 227H6V225H5ZM5 227H4V228H5ZM7 227H9V226H7ZM7 227H6V228H7ZM23 227H24V225L22 226V229H23ZM1 228L3 229V227H1ZM27 228H28V227H27ZM29 228H30V231L33 230V229L31 230V227H29ZM83 228H84V227H83ZM7 229H8V228H7ZM16 229H17V227H16ZM19 229H20V228H19ZM19 229H18V230H19ZM22 229H21V230H22ZM24 229H25L26 231H25V230H22V232L20 231L22 234H23V231H24V232H27V230H28V229H26V227H24ZM0 230H1V229H0ZM8 230H9V229H8ZM6 231H7V230H6ZM6 231H5V232H6ZM3 232H4V230H2V234H3ZM28 232H29V231H28ZM28 232H27V235L30 234V233H32V232H30V233H28ZM2 234H1V235H2ZM5 234H6V233H5ZM34 234H35V232H34ZM30 235H31V234H30ZM30 235H28V238H29ZM36 235H37V234H36ZM46 235H47V234H46ZM48 235H50V234H48ZM3 236H5V235H3ZM3 236H2V237H3ZM32 236H33V234H32ZM32 236H30V237H32ZM34 236H35V235H34ZM39 236H40V234H39ZM39 236L37 235L38 238H39ZM44 236H45V235H44ZM50 236L53 237V235H50ZM2 237H1V239H2ZM6 237H7V236H6ZM19 237H20V236H19ZM21 237H23V236H21ZM35 237H36V236H35ZM45 237H47V236H45ZM41 238H42V239H41ZM41 238H40L41 240H45V241H42L43 243H46V241L49 240V239L52 240V238H50V237H49V238L47 237V240H46V239H43V237H41ZM1 239H0V240H1ZM3 239H4V238H3ZM3 239H2L1 241H3ZM20 239H21V238H20ZM35 239H36V238H35ZM32 240H33V237H32ZM32 240H30V241H32ZM54 240H55V239H54ZM1 241H0V249H1V248H2V249H1V251H0V264L3 263V261H5V260H4V256H5V255H8V256H6V257H10V256H11V255H9V254H10L9 252H8L9 254H5V253H4V252H5L4 250H6V249L3 250L4 247H1V246L3 245V242H1ZM6 241H7V239H6ZM37 241H38V239H37ZM37 241H36V242H37ZM52 241H53V240H52ZM4 242H5V239H4ZM7 242H8V241H7ZM33 242H34V240H33ZM33 242H32V243H33ZM39 242H40V240H39ZM42 242H41V243H42ZM55 242H56V241H53V243H55ZM1 243H2V244H1ZM5 243H6V242H5ZM43 243H42V244H43ZM6 244H9V243H6ZM34 244H35V243H34ZM37 244H38V243H37ZM42 244H40V245H42ZM35 245H36V244H35ZM43 245H44V244H43ZM43 245H42V246H43ZM46 245H47V243H46ZM46 245H45V246H46ZM6 246H7V245H6ZM43 248H44V246H43ZM7 249H8V246H7ZM2 250H3V251H2ZM34 250H35V249H34ZM6 253H7V252H6ZM42 253H43V251H42ZM44 255H45V254H44ZM1 260H2V261H1ZM6 260H7V263H5V262H6V261H5V262H4L5 264H9V263L12 264V261L10 262V261L8 260V258H6ZM10 260H12V259L10 258ZM8 261H9V262H8ZM4 263H3V264H4Z\"/></svg>",
    "mask_w": 264,
    "mask_h": 264
}]
</instances>
